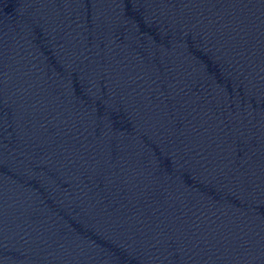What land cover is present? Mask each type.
Returning <instances> with one entry per match:
<instances>
[{
	"label": "water",
	"instance_id": "1",
	"mask_svg": "<svg viewBox=\"0 0 264 264\" xmlns=\"http://www.w3.org/2000/svg\"><path fill=\"white\" fill-rule=\"evenodd\" d=\"M0 264H264V0H0Z\"/></svg>",
	"mask_w": 264,
	"mask_h": 264
}]
</instances>
